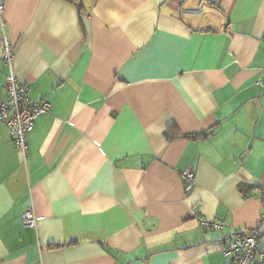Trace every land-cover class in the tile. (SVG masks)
I'll list each match as a JSON object with an SVG mask.
<instances>
[{"label":"crops","instance_id":"obj_1","mask_svg":"<svg viewBox=\"0 0 264 264\" xmlns=\"http://www.w3.org/2000/svg\"><path fill=\"white\" fill-rule=\"evenodd\" d=\"M3 17L0 101L6 35L51 109L26 158L0 122V264H232L230 235L264 215V0H5Z\"/></svg>","mask_w":264,"mask_h":264},{"label":"built area","instance_id":"obj_2","mask_svg":"<svg viewBox=\"0 0 264 264\" xmlns=\"http://www.w3.org/2000/svg\"><path fill=\"white\" fill-rule=\"evenodd\" d=\"M5 0H0V25L4 28ZM1 57L8 70L6 79V96L0 101V122L10 130L16 150L27 157L29 154L28 134L35 127L36 120L51 109L48 101L36 102L31 97V88L23 83L14 70L15 47L10 39L3 35L1 39ZM181 177L187 192L195 186V172L186 169ZM195 218L204 228L223 230L226 226L221 220L204 218L199 211ZM23 223L28 227L37 225V218L32 207L23 214ZM264 235V215L250 232L234 231L223 247V255L232 264H253L257 259L263 260L264 253L259 249V242Z\"/></svg>","mask_w":264,"mask_h":264},{"label":"trees","instance_id":"obj_3","mask_svg":"<svg viewBox=\"0 0 264 264\" xmlns=\"http://www.w3.org/2000/svg\"><path fill=\"white\" fill-rule=\"evenodd\" d=\"M242 191L244 192V189H242ZM245 193V192H244ZM246 196H248L247 194H246Z\"/></svg>","mask_w":264,"mask_h":264}]
</instances>
